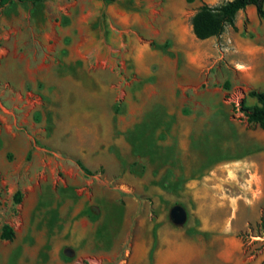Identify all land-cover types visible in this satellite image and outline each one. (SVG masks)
Instances as JSON below:
<instances>
[{"label":"rangeland","instance_id":"1","mask_svg":"<svg viewBox=\"0 0 264 264\" xmlns=\"http://www.w3.org/2000/svg\"><path fill=\"white\" fill-rule=\"evenodd\" d=\"M227 1L3 8L0 229L14 237L0 240V264H154L159 238L193 231V219L175 223L169 213L193 205L192 177L196 188L219 184L230 209L247 204L215 211L214 237L261 259L264 181L228 180L255 163L264 175V130L242 110L257 105L250 91H264V20L249 7L218 37L189 32L201 5ZM138 39L144 76L133 60ZM220 246L209 264H236L219 258Z\"/></svg>","mask_w":264,"mask_h":264},{"label":"crops","instance_id":"2","mask_svg":"<svg viewBox=\"0 0 264 264\" xmlns=\"http://www.w3.org/2000/svg\"><path fill=\"white\" fill-rule=\"evenodd\" d=\"M249 7L254 8L252 6ZM192 16L193 13L190 17L192 18ZM189 32H192L191 25L189 26ZM138 40L139 46H136V49H134L135 56L133 57V60L136 66L135 72L144 76V72L146 71L141 66L140 59L141 54L146 49V44L140 39ZM243 166L244 167H239L235 170V173L232 175L233 179L231 181L227 179L228 184L231 185L232 183L233 186L234 182H251L253 179L254 181H264V175L260 172L261 166L259 164L255 163L253 167L251 164H248V166ZM224 172V169H222V173ZM222 177H225V174ZM210 178L211 177H207V179ZM194 182L195 179L193 177L185 181V186L190 189L189 199L191 202H193V205H191L189 208H186L182 204H179L173 205L169 209V213H171L174 207H180L185 213V220L183 223L187 222L188 216L190 217V220L193 219V231H190V227H186L185 229L180 226V229H175L171 232L172 236L168 235L159 238V252L157 254V260H154V264H209L208 259L213 253L214 246L218 244L221 245L220 249L218 250V256L227 262L235 261L236 264L261 263L264 260V252L260 260H253L251 258L245 259L243 255L244 250L242 248V243L235 238L230 237L223 236L215 238L214 233L219 231L215 230L216 227L211 225V216L215 211L220 209L232 211L236 209L239 203H242L246 209L247 204L243 201L237 200L234 203L233 209H230L232 203L219 199V184H212V186H207L205 184L203 187L196 188ZM221 186H223V184ZM211 187L214 189H211ZM170 191L171 190H167L166 194H170ZM189 225L190 221L188 223V226ZM238 230L241 229H237L234 232ZM221 234L223 235V233Z\"/></svg>","mask_w":264,"mask_h":264},{"label":"trees","instance_id":"3","mask_svg":"<svg viewBox=\"0 0 264 264\" xmlns=\"http://www.w3.org/2000/svg\"><path fill=\"white\" fill-rule=\"evenodd\" d=\"M24 1L37 4L43 0H0V14L7 4ZM263 4L264 0H230L218 6L203 4L191 18L193 35L201 41L220 36L226 26H234L237 13L249 6L254 7L257 16L264 20ZM248 96L255 98L257 105L251 108L242 107L246 122L264 130V91H250ZM77 165L85 173L88 172L80 161H77ZM16 201H19V193L16 194ZM13 237L14 232L10 227L4 226L0 229V240H12Z\"/></svg>","mask_w":264,"mask_h":264},{"label":"water","instance_id":"4","mask_svg":"<svg viewBox=\"0 0 264 264\" xmlns=\"http://www.w3.org/2000/svg\"><path fill=\"white\" fill-rule=\"evenodd\" d=\"M170 215L175 223H182L185 220V213L180 207H174Z\"/></svg>","mask_w":264,"mask_h":264}]
</instances>
